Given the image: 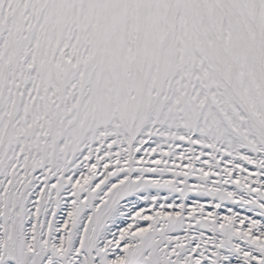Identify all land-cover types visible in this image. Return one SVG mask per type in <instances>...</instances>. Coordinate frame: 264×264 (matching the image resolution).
I'll use <instances>...</instances> for the list:
<instances>
[{
    "label": "snow or ice",
    "instance_id": "6c2138e0",
    "mask_svg": "<svg viewBox=\"0 0 264 264\" xmlns=\"http://www.w3.org/2000/svg\"><path fill=\"white\" fill-rule=\"evenodd\" d=\"M0 264H264V0H0Z\"/></svg>",
    "mask_w": 264,
    "mask_h": 264
}]
</instances>
